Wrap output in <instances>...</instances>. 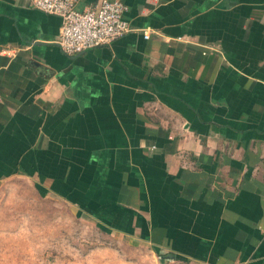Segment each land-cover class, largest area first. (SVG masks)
<instances>
[{
    "label": "crops",
    "instance_id": "obj_1",
    "mask_svg": "<svg viewBox=\"0 0 264 264\" xmlns=\"http://www.w3.org/2000/svg\"><path fill=\"white\" fill-rule=\"evenodd\" d=\"M120 1L130 30L69 55L59 16L0 0V183L163 264H264V0Z\"/></svg>",
    "mask_w": 264,
    "mask_h": 264
},
{
    "label": "rangeland",
    "instance_id": "obj_2",
    "mask_svg": "<svg viewBox=\"0 0 264 264\" xmlns=\"http://www.w3.org/2000/svg\"><path fill=\"white\" fill-rule=\"evenodd\" d=\"M164 262L166 257L162 256ZM137 242L99 231L26 176L0 183V264H163Z\"/></svg>",
    "mask_w": 264,
    "mask_h": 264
},
{
    "label": "built area",
    "instance_id": "obj_3",
    "mask_svg": "<svg viewBox=\"0 0 264 264\" xmlns=\"http://www.w3.org/2000/svg\"><path fill=\"white\" fill-rule=\"evenodd\" d=\"M31 4L61 19L57 44L69 55L108 45L130 30L124 18L126 5L120 0H101L89 9L79 10L75 0H30ZM145 38L148 33L144 32Z\"/></svg>",
    "mask_w": 264,
    "mask_h": 264
}]
</instances>
